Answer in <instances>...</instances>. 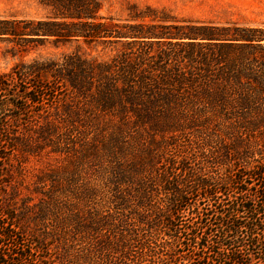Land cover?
Returning <instances> with one entry per match:
<instances>
[{"label":"trees","instance_id":"obj_1","mask_svg":"<svg viewBox=\"0 0 264 264\" xmlns=\"http://www.w3.org/2000/svg\"><path fill=\"white\" fill-rule=\"evenodd\" d=\"M38 2L44 17L0 19V38L19 55L75 47L0 71V162H55L0 200V264H178L183 235L200 264H264L263 188L246 185L264 175V27ZM84 45L114 52L91 57ZM247 153L255 163L238 165ZM253 188L258 203L243 198ZM215 204L219 236L207 232ZM152 230L176 245L151 262Z\"/></svg>","mask_w":264,"mask_h":264},{"label":"rangeland","instance_id":"obj_2","mask_svg":"<svg viewBox=\"0 0 264 264\" xmlns=\"http://www.w3.org/2000/svg\"><path fill=\"white\" fill-rule=\"evenodd\" d=\"M101 9L99 11L102 15H112L115 18L123 19L127 16V12L130 6L134 5L138 10H144L147 6L165 9L170 15H175L177 17L189 18L204 23H212L216 25H243V26H259L264 27V0H100ZM47 13V9L42 6L38 0H0V19H21V18H41ZM75 44H69L64 46L55 47L50 43L45 45H39L36 49L30 50L26 54H15V45L12 42L4 41L0 38V71H8L10 67L15 64L20 58L23 60H30L32 58H44L53 57L57 58L62 52H70L74 50ZM84 50L89 53L88 56L97 58H108L114 52L113 49H104L100 47L97 49L88 48L84 45ZM84 52V51H80ZM185 138L182 141L184 149L189 153H193V147L188 143V139L191 138V133H186ZM260 143H258L259 145ZM255 145V144H253ZM257 146V145H255ZM261 146V145H260ZM259 147V146H258ZM264 150V146H261ZM195 150V149H194ZM252 153L254 157L258 159L260 156L257 153V148L253 146ZM247 153L244 157L239 158L238 165H247L246 167H251L255 162L251 161ZM250 159V160H249ZM47 158H42L37 160L31 157L28 160L22 162H17L15 160L0 162V200L4 197L5 192H11L14 185H20L24 192L27 190L24 186L31 187L33 180L38 173V171L48 164ZM262 161V160H260ZM51 164L55 162L53 160L49 161ZM225 171V176L230 178L234 176L235 170L233 168H227ZM259 178V179H258ZM248 177L246 185L248 187L254 186L258 188L262 186L264 195V175ZM23 195L21 193L16 199ZM232 192L228 196H223L224 202L228 201L232 197ZM250 198L254 203H258L260 196L255 193V189H250L243 198ZM12 198V196L10 197ZM194 197L190 200V205L195 203H201V206L207 205L208 200L202 199L197 200ZM264 199V197H263ZM189 205V206H190ZM187 204L182 207L180 213L181 223L190 224L189 219L191 218L190 207ZM213 209L210 211L212 218L209 220V230L208 235H220L222 229L224 228L221 222L214 215L219 211L217 204L212 206ZM262 217V216H261ZM264 217H262L263 219ZM163 228L161 225L157 227L160 231ZM162 232V231H160ZM151 241H155L156 244L152 242L153 249L146 255L145 259L151 260L158 259V256L165 253L170 245L173 243L171 239L167 242H163V235L156 233L152 230V233H146ZM186 235L181 236V240L177 243V250L174 255V259L177 260L178 264H200L202 261L198 258V255L191 254L190 247L187 245V240L184 239ZM213 237V236H210ZM217 237V236H214ZM156 238V239H155ZM165 238V237H164ZM154 239V240H152ZM183 241V242H181ZM26 244V242H25ZM176 245V243H173ZM55 249V248H52ZM53 252V250H52ZM247 251H245L246 253ZM52 254V253H51ZM202 255V253H201ZM158 261H155L157 263Z\"/></svg>","mask_w":264,"mask_h":264}]
</instances>
